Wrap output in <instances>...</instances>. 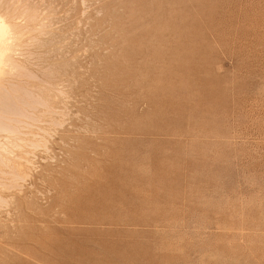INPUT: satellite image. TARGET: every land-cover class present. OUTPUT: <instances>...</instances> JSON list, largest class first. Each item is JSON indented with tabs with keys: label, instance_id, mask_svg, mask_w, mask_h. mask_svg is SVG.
<instances>
[{
	"label": "rangeland",
	"instance_id": "obj_1",
	"mask_svg": "<svg viewBox=\"0 0 264 264\" xmlns=\"http://www.w3.org/2000/svg\"><path fill=\"white\" fill-rule=\"evenodd\" d=\"M40 1L69 112L0 264H264V0Z\"/></svg>",
	"mask_w": 264,
	"mask_h": 264
},
{
	"label": "bare ground",
	"instance_id": "obj_2",
	"mask_svg": "<svg viewBox=\"0 0 264 264\" xmlns=\"http://www.w3.org/2000/svg\"><path fill=\"white\" fill-rule=\"evenodd\" d=\"M43 2L47 3L40 0H0V229L4 230L7 224H11L7 220L9 212L19 207L25 181L32 177L29 176L33 163L31 158H35L40 150L45 151L42 156L46 153L52 134L63 128L69 112L70 87L67 80L61 79L66 78L60 76L63 72L60 74L59 69L64 71L70 61L65 59L68 62L60 63L64 56L61 59L56 56L58 51L62 54L63 38L55 36L59 34L58 26L53 25L56 31L52 29V21L56 19L52 10L54 5ZM65 31L60 33L64 36L68 33ZM51 154L53 157L54 152Z\"/></svg>",
	"mask_w": 264,
	"mask_h": 264
}]
</instances>
